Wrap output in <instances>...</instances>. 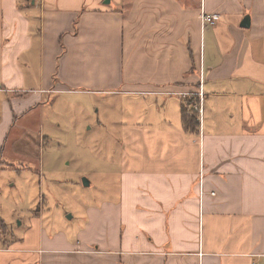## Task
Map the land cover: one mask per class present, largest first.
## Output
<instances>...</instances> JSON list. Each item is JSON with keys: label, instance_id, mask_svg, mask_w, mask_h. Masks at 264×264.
<instances>
[{"label": "crops", "instance_id": "crops-1", "mask_svg": "<svg viewBox=\"0 0 264 264\" xmlns=\"http://www.w3.org/2000/svg\"><path fill=\"white\" fill-rule=\"evenodd\" d=\"M94 92L138 108L116 204L30 215L0 264H264V0H0V170L40 163L7 142L52 97Z\"/></svg>", "mask_w": 264, "mask_h": 264}, {"label": "rangeland", "instance_id": "rangeland-1", "mask_svg": "<svg viewBox=\"0 0 264 264\" xmlns=\"http://www.w3.org/2000/svg\"><path fill=\"white\" fill-rule=\"evenodd\" d=\"M77 94L46 103L44 132L22 126L11 132L7 150L31 152L40 163L0 170V243L20 234L30 215H41L46 233L53 234L80 228L88 207L116 204L121 132L133 127L135 98Z\"/></svg>", "mask_w": 264, "mask_h": 264}, {"label": "built area", "instance_id": "built-area-1", "mask_svg": "<svg viewBox=\"0 0 264 264\" xmlns=\"http://www.w3.org/2000/svg\"><path fill=\"white\" fill-rule=\"evenodd\" d=\"M218 20H219V15H216V14L208 15V14L201 13V16H200V21H201L202 26H214ZM200 97H202V93H200ZM200 113H201V110H200ZM201 179H202V171L200 174V191L202 195ZM211 195H214V194L212 193Z\"/></svg>", "mask_w": 264, "mask_h": 264}, {"label": "water", "instance_id": "water-1", "mask_svg": "<svg viewBox=\"0 0 264 264\" xmlns=\"http://www.w3.org/2000/svg\"><path fill=\"white\" fill-rule=\"evenodd\" d=\"M240 26H241V28H244V29L249 28V18H248V17H245V18L242 20ZM83 185H84V186H88V185H89L88 181L84 179V180H83Z\"/></svg>", "mask_w": 264, "mask_h": 264}, {"label": "trees", "instance_id": "trees-1", "mask_svg": "<svg viewBox=\"0 0 264 264\" xmlns=\"http://www.w3.org/2000/svg\"><path fill=\"white\" fill-rule=\"evenodd\" d=\"M187 112L185 110H183V119L186 118Z\"/></svg>", "mask_w": 264, "mask_h": 264}]
</instances>
